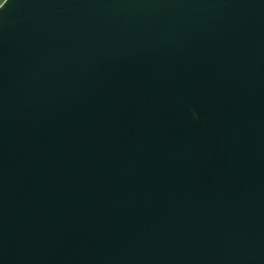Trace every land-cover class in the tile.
<instances>
[{
    "label": "water",
    "instance_id": "1",
    "mask_svg": "<svg viewBox=\"0 0 264 264\" xmlns=\"http://www.w3.org/2000/svg\"><path fill=\"white\" fill-rule=\"evenodd\" d=\"M0 264H264V0H3Z\"/></svg>",
    "mask_w": 264,
    "mask_h": 264
},
{
    "label": "snow or ice",
    "instance_id": "2",
    "mask_svg": "<svg viewBox=\"0 0 264 264\" xmlns=\"http://www.w3.org/2000/svg\"><path fill=\"white\" fill-rule=\"evenodd\" d=\"M6 6V4L5 3H3V5L2 6H0V8H4Z\"/></svg>",
    "mask_w": 264,
    "mask_h": 264
},
{
    "label": "rangeland",
    "instance_id": "3",
    "mask_svg": "<svg viewBox=\"0 0 264 264\" xmlns=\"http://www.w3.org/2000/svg\"><path fill=\"white\" fill-rule=\"evenodd\" d=\"M3 0H0V4L2 3Z\"/></svg>",
    "mask_w": 264,
    "mask_h": 264
}]
</instances>
